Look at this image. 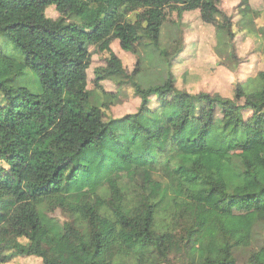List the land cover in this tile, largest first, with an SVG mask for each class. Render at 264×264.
Listing matches in <instances>:
<instances>
[{"label": "trees", "instance_id": "obj_1", "mask_svg": "<svg viewBox=\"0 0 264 264\" xmlns=\"http://www.w3.org/2000/svg\"><path fill=\"white\" fill-rule=\"evenodd\" d=\"M241 4L240 29L256 32L255 10L249 0ZM52 5L58 17L48 16ZM1 10L7 18H0V264L26 255L44 264H264V200L237 214L230 205L212 210L195 199L264 196V148L261 161L247 149L256 128L264 142V70L237 83L235 98L181 90L174 66L183 36L162 42L173 13L181 33L184 13L199 10L223 40L217 48L238 68L234 18L221 0H0ZM114 40L137 55L133 71ZM94 51L109 52L95 69L102 92L89 87ZM29 71L35 86L21 83ZM105 79L130 83L141 98L138 110L107 119L119 92L104 88ZM171 93L186 105L168 103ZM235 105L242 112L229 113ZM189 123V142L202 140L205 153L223 154L220 168L196 169L198 153L181 146ZM136 170L146 174L130 176ZM116 174L123 176L122 197L107 183ZM199 214L210 219L203 227ZM98 215L119 230H136L140 241L119 236L100 252ZM40 228L90 260H77L72 248L48 253L36 239Z\"/></svg>", "mask_w": 264, "mask_h": 264}, {"label": "rangeland", "instance_id": "obj_2", "mask_svg": "<svg viewBox=\"0 0 264 264\" xmlns=\"http://www.w3.org/2000/svg\"><path fill=\"white\" fill-rule=\"evenodd\" d=\"M251 7L255 10L253 15L255 16V30L256 32H249L246 28L241 30L239 26V19L242 16V10L245 4H241V0H221V5L224 10L229 14H232L234 18L233 29L236 33L237 52L242 58L238 68H234L233 61L228 57L227 51L217 48V44L223 42L220 41L217 36L216 26L211 23H207L202 20L199 10H192L185 12L181 24L183 31L179 33L177 28L178 16L177 13H173L166 24L163 26L162 42L165 44L170 43L173 39L179 41V36H183V42L185 44V50L176 58L174 71L177 76V87L181 90H187L189 92H201L208 91L211 93L219 92L224 96L235 98L236 84L245 82L249 76L257 74L258 71L264 70V32L261 28H264V0H249ZM260 12L257 16L256 12ZM48 16L58 17L59 12L54 5L47 9ZM0 18H7V13L3 10L0 11ZM112 48L122 58L124 66L133 71L137 65V55L133 52L124 50L119 40L112 42ZM95 46L91 45V50H94ZM109 55L107 51H94L93 61L88 69L89 87L95 88L99 92H102L101 87H96L94 83L95 69L98 66H102L106 63V59ZM232 66V67H231ZM29 71L26 76L21 79L22 84L29 86H35L36 75ZM154 74L151 70L145 72V76L151 78ZM104 88L119 92V98L112 103L110 108H106L107 119L123 116L130 112L138 110L141 102V98L135 93L134 87L128 83H118L113 79L103 80ZM168 103L174 105H186V100L178 93H171L167 99ZM157 103V99L154 100ZM239 104H243L244 101L239 100ZM229 107V113L242 112L239 105ZM245 115L251 114V111L246 109ZM194 126L189 123L187 129L182 135L181 146L189 152L198 153L197 170L213 168H220L223 154L213 153L207 154L204 151L205 143L202 140L196 142H189V137L193 133ZM262 132L256 128L254 130L255 136L250 140L247 149L253 151L257 160H262V152L264 148V142L262 140ZM6 168L9 166L2 162ZM146 174L145 171L136 170L130 173V176L135 174ZM121 174H116L107 179V183L110 186V191L113 196L122 197V191L120 187ZM195 199L201 202H205L212 210H222L226 206L233 207L235 213L242 214L253 209L259 200H264V196L256 197L255 199H247L243 201H229L228 198H219L214 194H196ZM140 212V211H139ZM136 214L141 219L143 212ZM99 227L100 238V252H103L109 247L119 236L123 237L127 243L134 245L140 241L139 233L136 230L131 229H118L116 224L105 216L98 215L96 217ZM209 216L205 214H199L196 223L199 227H203L209 223ZM36 239L50 254L58 255L64 253L67 249L72 248L74 250L75 258L81 262H88L91 255L83 251L82 248L74 246L68 239L59 238L55 239L53 236L47 234L44 228H40L36 232ZM26 241V240H24ZM10 264H44L42 258L34 255L15 256Z\"/></svg>", "mask_w": 264, "mask_h": 264}]
</instances>
